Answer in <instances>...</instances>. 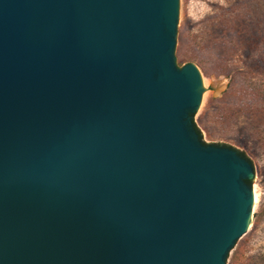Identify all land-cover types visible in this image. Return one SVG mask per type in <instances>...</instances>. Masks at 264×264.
Here are the masks:
<instances>
[{"label":"water","instance_id":"obj_1","mask_svg":"<svg viewBox=\"0 0 264 264\" xmlns=\"http://www.w3.org/2000/svg\"><path fill=\"white\" fill-rule=\"evenodd\" d=\"M179 12L0 0V264H227L255 170L195 117Z\"/></svg>","mask_w":264,"mask_h":264},{"label":"rangeland","instance_id":"obj_2","mask_svg":"<svg viewBox=\"0 0 264 264\" xmlns=\"http://www.w3.org/2000/svg\"><path fill=\"white\" fill-rule=\"evenodd\" d=\"M175 57L206 82L195 115L205 131L244 147L254 166L251 228L227 259L246 264L264 253V0H180Z\"/></svg>","mask_w":264,"mask_h":264},{"label":"trees","instance_id":"obj_3","mask_svg":"<svg viewBox=\"0 0 264 264\" xmlns=\"http://www.w3.org/2000/svg\"><path fill=\"white\" fill-rule=\"evenodd\" d=\"M195 128H196V130H197V132H198V134H199V136H200V139H201L202 136H201L200 131L198 130V128H197L196 126H195ZM240 155L246 158V156H245L243 153H241ZM247 183H248L249 185H251L252 181H248ZM246 264H264V253L261 254V255H259V256L256 257L255 259H253V260H251V261H248V263H246Z\"/></svg>","mask_w":264,"mask_h":264},{"label":"bare ground","instance_id":"obj_4","mask_svg":"<svg viewBox=\"0 0 264 264\" xmlns=\"http://www.w3.org/2000/svg\"><path fill=\"white\" fill-rule=\"evenodd\" d=\"M254 194H255V191H254ZM256 205V195H255V204H254V206ZM251 225V224H250Z\"/></svg>","mask_w":264,"mask_h":264}]
</instances>
